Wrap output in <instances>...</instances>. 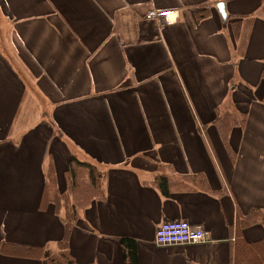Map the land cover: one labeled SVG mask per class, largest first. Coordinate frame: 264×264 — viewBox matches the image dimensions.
Masks as SVG:
<instances>
[{
	"label": "crops",
	"instance_id": "crops-1",
	"mask_svg": "<svg viewBox=\"0 0 264 264\" xmlns=\"http://www.w3.org/2000/svg\"><path fill=\"white\" fill-rule=\"evenodd\" d=\"M73 158L105 174L69 236L77 264H129L123 239L138 264H232L238 218L264 209V0H0V244L58 250L65 211L42 199ZM167 221L211 242L158 247Z\"/></svg>",
	"mask_w": 264,
	"mask_h": 264
},
{
	"label": "trees",
	"instance_id": "trees-1",
	"mask_svg": "<svg viewBox=\"0 0 264 264\" xmlns=\"http://www.w3.org/2000/svg\"><path fill=\"white\" fill-rule=\"evenodd\" d=\"M244 116L233 111L225 113L217 120L222 137L228 142L229 132L233 127L242 125ZM52 172L48 175L49 183L42 199V211L50 205L54 207L55 214L64 213L66 237L58 245L57 251L43 248L9 247L0 244V252L11 253L26 258L38 259L41 264H77L69 246V236L80 219L81 211L87 209L93 201L104 194L105 174L96 166L88 162H81L73 158L66 173L67 188L61 193L51 189ZM155 184L166 197L170 195V182L165 174H160ZM261 226L264 229V209H253L246 216H240L237 222V238L232 264H264V239L248 242L244 239L247 228ZM125 259L129 264H138L136 243L130 239H123Z\"/></svg>",
	"mask_w": 264,
	"mask_h": 264
},
{
	"label": "built area",
	"instance_id": "built-area-1",
	"mask_svg": "<svg viewBox=\"0 0 264 264\" xmlns=\"http://www.w3.org/2000/svg\"><path fill=\"white\" fill-rule=\"evenodd\" d=\"M172 11H151L148 19L172 23ZM211 242L209 233L203 227H193L186 221H167L157 229L155 244L158 247L201 245Z\"/></svg>",
	"mask_w": 264,
	"mask_h": 264
},
{
	"label": "water",
	"instance_id": "water-1",
	"mask_svg": "<svg viewBox=\"0 0 264 264\" xmlns=\"http://www.w3.org/2000/svg\"><path fill=\"white\" fill-rule=\"evenodd\" d=\"M220 12L223 15V18H226V12H225V9H224V4L220 5Z\"/></svg>",
	"mask_w": 264,
	"mask_h": 264
},
{
	"label": "rangeland",
	"instance_id": "rangeland-1",
	"mask_svg": "<svg viewBox=\"0 0 264 264\" xmlns=\"http://www.w3.org/2000/svg\"><path fill=\"white\" fill-rule=\"evenodd\" d=\"M51 186V185H50Z\"/></svg>",
	"mask_w": 264,
	"mask_h": 264
}]
</instances>
